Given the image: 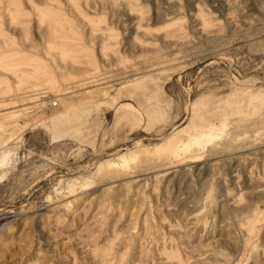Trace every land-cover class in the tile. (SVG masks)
Here are the masks:
<instances>
[{"label":"rangeland","instance_id":"rangeland-1","mask_svg":"<svg viewBox=\"0 0 264 264\" xmlns=\"http://www.w3.org/2000/svg\"><path fill=\"white\" fill-rule=\"evenodd\" d=\"M0 264H264V0H0Z\"/></svg>","mask_w":264,"mask_h":264},{"label":"bare ground","instance_id":"bare-ground-1","mask_svg":"<svg viewBox=\"0 0 264 264\" xmlns=\"http://www.w3.org/2000/svg\"><path fill=\"white\" fill-rule=\"evenodd\" d=\"M243 91H245V90H243ZM256 94H258L257 96H259V93H256ZM223 120H224V117H223ZM219 121L222 123V116L221 117H219ZM3 161V160H2ZM5 161V160H4Z\"/></svg>","mask_w":264,"mask_h":264}]
</instances>
